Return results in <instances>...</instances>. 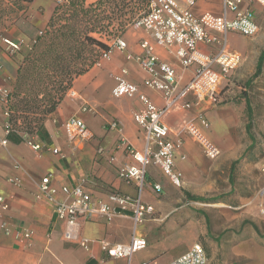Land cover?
I'll return each mask as SVG.
<instances>
[{"label": "crops", "instance_id": "obj_1", "mask_svg": "<svg viewBox=\"0 0 264 264\" xmlns=\"http://www.w3.org/2000/svg\"><path fill=\"white\" fill-rule=\"evenodd\" d=\"M249 3V0H243L239 8L250 6L260 29L259 4ZM54 8L53 0H32L27 6V24L39 32L47 25ZM191 9L196 14L209 11L221 15L224 11L223 0H196ZM234 33L236 32L227 36L228 48L242 53L230 41ZM121 37L133 54L141 52L140 43L146 40L159 59L173 65L178 88L191 78L193 66L183 68L176 58L174 47L169 50L157 44L142 27L130 25ZM262 39L263 37L258 35L251 43L248 41V47L243 53L252 54L256 49L254 44L262 43ZM243 61L242 57L241 64L221 82L215 101L199 105L180 103L165 112L163 122L169 128V138L175 139L183 124L195 113L201 112L207 120L206 133L220 150L218 157L228 160L241 155L248 145L242 143V132L245 131L249 120L241 118L244 102L242 98L235 96L232 77L235 74L239 77L244 75L239 68ZM0 64V87L11 89L17 65L13 59L1 53ZM123 68L126 69L124 75L121 72ZM121 75L140 84L147 98L157 106H162V93L142 84L147 77L145 71L135 61L127 60L123 52L113 49L108 56H101L87 71L73 78L69 90H74L75 94L71 95L67 91L56 109L46 118L42 127L43 137L37 134H19L13 136L15 141L7 139L6 146L0 145V195L9 200L8 209L3 210L0 207V264H166L183 254L194 243L190 241L191 244L188 243L183 251L162 258L171 248L166 244V236L169 231L177 229V233L181 235L178 220L188 214L187 211H182L179 216L170 218L171 213L176 211L178 201L172 194L179 188L166 186L164 191L154 192L151 183L160 178L154 166H150L153 177L147 174L141 194V200L154 208V214H145L143 226H139L147 245L133 253L130 260L108 256L101 249L99 242L106 240L110 243H127L132 228V220L128 214H116L110 221H91L79 217L78 237L85 236L93 240L88 248H84L77 240L64 239V224L55 220L51 204L35 196L40 177L45 174L51 175L57 187L72 186L83 178L86 188L97 196H104L109 191L136 194V186L118 177L117 172L122 164L133 161L130 154L119 146L121 138L136 149L141 150L144 147V139L133 119L134 112L141 109L142 104L135 98L113 97L112 89L116 85L117 77ZM250 106V133L254 145L264 147V102L255 111L251 104ZM71 116L85 122L93 134L90 141L68 138L65 122ZM4 123L0 105V139L4 136ZM29 138L57 148L58 153L47 149L42 153L36 152L28 145ZM181 139L182 146L176 154L175 166L182 172V185L189 190V169L197 170L196 160L199 153L190 142L193 139L189 135L182 134ZM198 147L200 148L199 145ZM97 148H101V153L97 152ZM200 151L204 156L201 148ZM204 172L205 170L197 172L192 178L208 176ZM14 180H18L20 185L14 183ZM144 191L156 203L145 200ZM56 198L59 201L66 200L65 194L60 191ZM257 199L262 198L257 196ZM241 206L246 211L243 212L244 218L250 219L256 226L253 228L249 225L241 231V234L246 233V236L232 243V251L244 259L242 264H264V231L260 228L263 220L255 216L258 206H246V202ZM154 215L159 217H153ZM6 229L8 231H5ZM154 229L160 232L151 237L150 233ZM24 230L30 231V238L21 241L17 232Z\"/></svg>", "mask_w": 264, "mask_h": 264}, {"label": "built area", "instance_id": "obj_2", "mask_svg": "<svg viewBox=\"0 0 264 264\" xmlns=\"http://www.w3.org/2000/svg\"><path fill=\"white\" fill-rule=\"evenodd\" d=\"M53 1L55 5H61L66 0ZM195 1L149 0L146 11L133 23L146 30L157 44L169 50L174 47L176 58L183 68L193 66L191 78L179 88L173 65L159 59L146 40L140 43L141 52L136 54L129 51L121 36L106 42L109 48L103 50L101 56H108L113 49L123 52L127 60L135 61L147 74L142 84L161 92L164 101L162 106L150 101L141 90L140 84L123 76L126 73L124 68L121 70L123 75L117 77L116 85L112 89L114 98H135L142 104V108L134 112L133 119L144 139L143 149L134 148L123 138L119 142V146L130 154L133 161L119 167L118 177L133 183L136 194L109 191L104 196H97L86 188L83 178L72 186L57 187L50 174L40 177L35 196L51 204L55 220L64 224L65 240H77L81 247L88 248L93 240L85 236L78 237L79 217L91 221H110L116 214H128L132 220V228L127 243H110L106 240L99 242L108 256L130 260L133 253L146 247L147 241L140 233L139 226L145 214H154L153 206L141 200L146 176H152L150 166L156 168L160 177L151 183L152 190L158 193L164 191L166 186H182V172L175 166L176 154L182 146V134L189 135L200 146L206 158L213 160L219 156L218 146L206 133L207 120L201 112L195 113L183 124L175 139L169 138V128L163 122V115L180 103L199 105L215 101L221 82L242 62V55L228 48V34L236 32L253 36L259 31V25L250 6L239 8L243 0H223L224 11L221 15L209 11L194 13L191 7ZM249 2V5L257 3L264 6V0ZM42 31L38 33L41 34ZM2 41L10 55L20 49L21 41L8 37H3ZM68 91L71 95L75 94L74 90ZM10 92L11 89L0 87V105L5 118L4 136L0 139L2 146H6L8 142L6 135L11 127L8 120ZM65 128L70 140L79 138L90 141L93 138L85 122L75 116L66 120ZM27 143L38 153H42L44 149L58 153L57 148L43 145L31 138L27 139ZM101 151V148H97L98 153ZM14 183L20 185L18 180H14ZM59 191L65 194V201L57 200ZM0 207L3 210L9 208V200L2 195ZM17 236L21 241L28 240L30 231H18ZM166 264H208V256L202 243L196 241L183 254Z\"/></svg>", "mask_w": 264, "mask_h": 264}, {"label": "rangeland", "instance_id": "obj_3", "mask_svg": "<svg viewBox=\"0 0 264 264\" xmlns=\"http://www.w3.org/2000/svg\"><path fill=\"white\" fill-rule=\"evenodd\" d=\"M90 1L92 0H87V2ZM258 7L259 32L255 36L244 37L240 33H234L230 37L232 45L242 52L239 53L244 58L242 65L239 67L241 72H244V75L239 77L235 74L232 77L233 79L231 78L235 96L242 98L244 102L241 118H247L244 97L249 100L254 111L264 102V60L260 75L254 78L250 84H245L246 80L253 74L257 57L264 47V6L258 5ZM14 10L3 15L0 6V53L13 59L18 69L24 56L31 51L35 38L39 33L29 23L27 24V7L22 11ZM45 28L46 26L42 30ZM122 33L106 34L102 38L107 42L116 36H121ZM258 35L263 37L262 43L257 45L253 43L256 49L252 54L243 53L248 47V41L251 43L252 39ZM3 37L21 41L20 49L12 55L8 54L2 41ZM15 79L12 82V91H14ZM49 115L44 116L39 112L24 113L19 107L17 111L16 107L11 117L12 121L19 126V129L28 136L32 134L30 128L40 123L43 124ZM242 135V143L249 144L250 139L246 131L242 132ZM190 142L199 153V158L196 160L197 170L189 169V190L182 185L172 194L178 198V201L176 202V211L171 213L170 218L179 216L182 211H187L188 215L182 220H178L181 225V235L177 233L178 229L176 231L168 230L169 234L166 236V244L171 246V248L162 258L164 259L176 252L178 253L180 250L183 251L190 241L191 243L199 241L207 250L208 264H242L244 259L233 253L232 243L246 236V233H243V235L241 231L245 227H249V224L242 223L246 219L243 215L245 210L241 206L243 202H246V206H258V213H255V216L263 220L260 223V228L264 231V197H262L264 196V147L252 145L250 149L243 151L241 153L242 156L239 155L235 158L239 159V161L236 163L232 174L229 175L230 163L235 159L224 160L222 157L213 160L208 159L202 155L200 148L193 140H190ZM204 170V173H207L208 176L197 179L192 178L197 172L201 173ZM191 196H201L205 200H192ZM257 196L262 199H257ZM143 198L156 203L146 191L143 193ZM153 217H159V215H154ZM247 220L251 221L250 219ZM253 225L252 227L255 228L256 225L254 223ZM140 226H143L142 223ZM159 232L154 229L150 236H156ZM186 236L189 238H186Z\"/></svg>", "mask_w": 264, "mask_h": 264}, {"label": "trees", "instance_id": "obj_4", "mask_svg": "<svg viewBox=\"0 0 264 264\" xmlns=\"http://www.w3.org/2000/svg\"><path fill=\"white\" fill-rule=\"evenodd\" d=\"M31 2L32 0H0L2 14L14 9L22 11ZM148 2L149 0H66L61 5H55L46 28L36 36L31 51L24 56L17 69L14 91L10 92L8 120L11 127L6 138L15 141L14 135H25L12 121L11 114L16 107L17 111L19 107L24 113L39 112L44 116L51 114L71 86L73 78L87 71L98 61L102 51L109 48L102 37L124 32L146 11ZM263 60L264 47L258 56L254 73L245 84H250L260 74ZM244 100L249 120L245 131L250 139L244 150L246 151L254 145V141L250 133L251 106L246 97ZM42 127V123L33 126L30 128L32 134L28 136L37 134L43 137ZM238 161L239 159L231 161L229 175ZM191 199L205 200L201 196H191ZM242 223L254 226L247 219Z\"/></svg>", "mask_w": 264, "mask_h": 264}]
</instances>
